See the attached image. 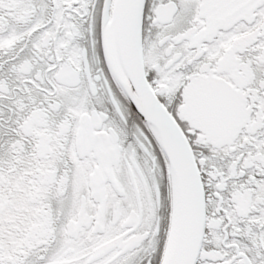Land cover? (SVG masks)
I'll use <instances>...</instances> for the list:
<instances>
[{
	"label": "snow or ice",
	"instance_id": "6c2138e0",
	"mask_svg": "<svg viewBox=\"0 0 264 264\" xmlns=\"http://www.w3.org/2000/svg\"><path fill=\"white\" fill-rule=\"evenodd\" d=\"M0 264H264V0H0Z\"/></svg>",
	"mask_w": 264,
	"mask_h": 264
}]
</instances>
